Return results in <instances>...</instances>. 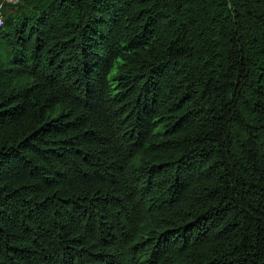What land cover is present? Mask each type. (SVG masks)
<instances>
[{"label": "trees", "instance_id": "obj_1", "mask_svg": "<svg viewBox=\"0 0 264 264\" xmlns=\"http://www.w3.org/2000/svg\"><path fill=\"white\" fill-rule=\"evenodd\" d=\"M0 7V264H264V0Z\"/></svg>", "mask_w": 264, "mask_h": 264}, {"label": "rangeland", "instance_id": "obj_2", "mask_svg": "<svg viewBox=\"0 0 264 264\" xmlns=\"http://www.w3.org/2000/svg\"><path fill=\"white\" fill-rule=\"evenodd\" d=\"M3 17V13H2V15L0 16V19ZM0 53H2V54H5V45L4 46H1L0 45Z\"/></svg>", "mask_w": 264, "mask_h": 264}, {"label": "built area", "instance_id": "obj_3", "mask_svg": "<svg viewBox=\"0 0 264 264\" xmlns=\"http://www.w3.org/2000/svg\"><path fill=\"white\" fill-rule=\"evenodd\" d=\"M3 2H8V3H17L18 0H3ZM1 9V7H0ZM0 16H1V11H0Z\"/></svg>", "mask_w": 264, "mask_h": 264}, {"label": "clouds", "instance_id": "obj_4", "mask_svg": "<svg viewBox=\"0 0 264 264\" xmlns=\"http://www.w3.org/2000/svg\"><path fill=\"white\" fill-rule=\"evenodd\" d=\"M0 23H2V21H0Z\"/></svg>", "mask_w": 264, "mask_h": 264}]
</instances>
